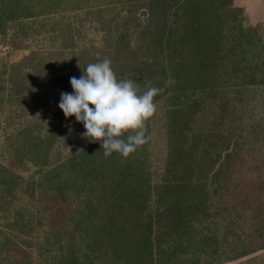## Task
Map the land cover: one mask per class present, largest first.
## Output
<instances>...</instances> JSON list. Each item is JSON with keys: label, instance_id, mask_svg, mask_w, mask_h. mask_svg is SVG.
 <instances>
[{"label": "rangeland", "instance_id": "374dc122", "mask_svg": "<svg viewBox=\"0 0 264 264\" xmlns=\"http://www.w3.org/2000/svg\"><path fill=\"white\" fill-rule=\"evenodd\" d=\"M28 1L36 11L31 18L20 20L27 25L23 32L15 21L5 23L0 33V165L17 176L11 177L17 181L13 188L0 184V264H59L55 253L58 251L50 247L45 250L43 234L58 222L71 229L67 217L77 200L74 195L68 202L62 201L42 179L43 170L95 143L82 136L85 129L81 122L74 116H64L58 107L60 94L73 91L70 77L79 78L87 64L105 58L111 60L117 79L134 80L140 91L141 85L147 84L149 65L157 69L161 68L157 63L166 64L163 56L153 59L154 52H165H160L162 46L151 42V31L163 28L164 23L167 28L174 19L172 12L176 6L166 1L159 7L154 0ZM232 6L241 7V26L255 28L264 43V0H233ZM225 91L226 99L220 93H211L199 111L187 118V135L182 139L184 142L190 138L186 148L198 151L191 158V162L198 164L203 136L212 132L225 134L233 129L235 135L241 136L232 148L233 158L222 166L224 173L218 180L224 179V188L211 197L210 216H194L200 221H193L196 228L207 224L208 228L203 226L205 230L219 234L210 240L213 245L220 244L218 238L231 229L229 223L236 228L235 232H250L249 223L260 215L258 204L264 205L260 195L264 192V86ZM166 97L155 102V111L145 121V143L137 146L138 152L135 148V155L130 158L142 159L141 170L149 177L151 186L160 184L163 178L171 179L173 174L181 180H206L210 187L214 186L216 183L211 180L213 170L220 165L219 159L203 175L197 170L190 174L182 163L173 168L169 165L175 155L170 152L173 142L168 123L172 107ZM24 131L39 135L49 145L44 168L34 162L35 157L31 159L30 153L16 149ZM212 148L208 162L219 149L215 144ZM43 153H38L39 157ZM118 157L122 158L120 162L127 158L120 154ZM74 191L67 190V196ZM164 222L167 223L166 219ZM70 233L64 237L72 236ZM172 236L171 233L163 238V244L170 243ZM58 244L65 248L63 243ZM262 255L264 248H258L221 264H261Z\"/></svg>", "mask_w": 264, "mask_h": 264}, {"label": "trees", "instance_id": "16d2710c", "mask_svg": "<svg viewBox=\"0 0 264 264\" xmlns=\"http://www.w3.org/2000/svg\"><path fill=\"white\" fill-rule=\"evenodd\" d=\"M166 1L176 6L172 12L174 19L167 28L164 23L163 28L151 31V42L162 46L160 52H165H154L153 59L163 56L166 64L157 63L161 65L157 69L149 65L147 84L143 83L139 92L157 88L154 103L167 96L172 107L168 124L173 142L170 152L175 159L169 164L171 168L182 163L190 174L197 170L203 175L219 159L220 165L213 170L211 180L216 184L210 187L206 180H181L173 174L171 179L163 178L160 184L151 186L149 177L141 170L142 159L136 156L132 160L133 152L121 162L116 152L105 157L99 141L71 153L59 164L45 168L42 174L62 201L68 202L74 195L77 200L67 217L71 229L58 222L43 234L45 250H57L59 264H221L264 248V205L258 204L262 216L257 215L249 223L250 232H235L236 228L229 223L231 229L218 238L220 244L210 243L219 234L205 230L203 226L208 228L207 224L196 228L193 222L200 223L194 216H210L211 197L224 188V179L218 180L224 173L222 166L233 158L232 148L241 136L235 135V129L203 136L198 164L191 162L198 151L186 148L190 138L182 140L187 135V118L199 111L211 93H220L226 99L225 90L264 86V43L255 28L241 26V7L232 6L233 0H154L159 7ZM35 11L28 0H0V33L5 23L15 21L23 32L27 25L20 20L31 18ZM194 92L196 95L191 97ZM180 102L185 109L178 106ZM214 144L219 149L208 162ZM48 146L39 135L24 131L16 149L30 153L31 159L35 157L34 162L44 168ZM40 152L44 153L39 157ZM12 176L17 178L0 165V184L13 188L17 181ZM69 189L75 191L67 196ZM260 195L264 197V192ZM69 232L76 237H64ZM171 233L172 241L164 245L163 238ZM58 242L65 248L56 246ZM259 261L264 264V255Z\"/></svg>", "mask_w": 264, "mask_h": 264}, {"label": "clouds", "instance_id": "9594fccd", "mask_svg": "<svg viewBox=\"0 0 264 264\" xmlns=\"http://www.w3.org/2000/svg\"><path fill=\"white\" fill-rule=\"evenodd\" d=\"M69 82L73 91L60 94L58 107L66 118L74 116L83 124V137L100 142L105 157L113 152L127 157L144 143L145 121L155 111L159 89L141 93L134 80L117 79L108 58L87 64Z\"/></svg>", "mask_w": 264, "mask_h": 264}]
</instances>
